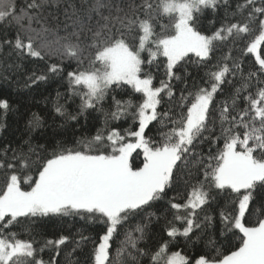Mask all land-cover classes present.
<instances>
[{
	"label": "snow or ice",
	"instance_id": "obj_1",
	"mask_svg": "<svg viewBox=\"0 0 264 264\" xmlns=\"http://www.w3.org/2000/svg\"><path fill=\"white\" fill-rule=\"evenodd\" d=\"M41 7L37 0L21 8L15 0H0V25L22 27L26 20L23 31L35 33L17 32L0 42V49L7 45L18 58L50 59L43 51L50 45L36 42L49 29L31 27L33 20L40 22V13L29 10ZM127 7L114 6L112 0H82L80 11L65 13L76 19L72 31L65 24V35L56 39L60 59L47 65V73L65 75L71 96L80 103L75 114L66 113L63 105L55 110L73 121L100 111L104 123L71 147L29 138L26 149L10 147L0 155V264H45L44 249L58 253L68 237L37 246L34 237L22 234L37 219L65 217L104 225L102 235L91 241L88 264H112L109 250L120 235L118 257L147 255L151 264H264V0L238 2L233 18L226 16L210 35L198 27L201 17L206 10L227 11L229 0H140ZM226 41L242 43L243 59L229 56L213 63V51ZM193 57L207 69L203 82L185 86L177 96L172 83L181 79L177 66ZM65 60L75 61L66 73ZM245 64L251 65L246 74ZM161 68L164 77L156 86L154 70ZM47 73L30 78L31 83L46 80ZM237 75L240 86L224 96ZM134 94H139L135 100ZM0 110L7 115V100H0ZM121 120L131 126H115ZM42 126L36 115L29 121L30 129ZM182 170L195 179H186L181 189L176 180ZM161 202L171 219L155 251L146 252L138 247L146 226L138 222L151 220ZM213 202L223 233L239 243L221 251L210 239L209 251L191 260L169 253V244L178 237L191 239L194 230L203 231L201 216L209 222L204 227L210 226ZM253 215L256 222L250 224ZM88 239L81 235L76 243Z\"/></svg>",
	"mask_w": 264,
	"mask_h": 264
},
{
	"label": "trees",
	"instance_id": "obj_2",
	"mask_svg": "<svg viewBox=\"0 0 264 264\" xmlns=\"http://www.w3.org/2000/svg\"><path fill=\"white\" fill-rule=\"evenodd\" d=\"M30 2L31 0H15L18 8L25 7ZM112 2L114 6L119 5L125 11H128V4L133 2L139 4L140 0H112ZM153 2L155 3L156 0H153ZM229 2L231 7L227 11L223 7L216 13H212L211 10L205 11L201 17L200 25H198L202 32L210 35L222 22H226V16L229 19L233 18L232 14L236 12V4L242 2V0H229ZM37 3L41 4L42 7L29 11L30 14L39 12L40 22L33 20L31 27L37 31L41 27L49 29L47 33H42L36 42L38 44L47 42L50 45L49 48L43 49L46 53H50V59L47 56L44 61L30 57L18 58L7 45L0 49V100H7L10 105V110L6 116L3 115V110H0V125H3L2 130H0V155L3 154L5 149L10 147L22 146L26 149L27 145L24 144V141L29 138L32 139L33 143L46 142L50 144L53 141H63L71 147L74 140L93 136L96 130L104 123L103 113L100 111L91 112V115L79 116L75 121L67 119L66 116L61 117L55 110L58 105H63L66 113L75 114L78 111L80 100L79 97L71 96L65 75L53 76L51 73H47V65L56 63L60 59L57 51L59 45L55 43L56 39L65 35V24L69 25L68 31H72L71 25L76 19L75 16L68 19L65 13L71 16L73 9L80 11L82 0H37ZM105 14H107V10H105ZM129 14L131 15V13ZM81 15H83L82 12ZM235 19H241V17L237 16ZM211 21H215V23L213 24ZM162 22L167 23V20L164 19ZM27 29L28 22L26 20L23 22L22 27L16 24L11 26L0 25V42L5 39H13L17 32L31 34L35 37V33H25L23 31ZM242 46L239 41L234 43L226 41L219 44L212 53L213 63L225 61L229 56L237 60L243 59L241 57ZM142 55H147V53ZM192 61L188 63L181 62L183 67L177 66L178 71L176 74L181 79L172 82L173 91L177 96L185 86L191 88L193 84H201L203 82L201 78L204 77L207 69L197 66L194 62L195 57L192 58ZM227 62L231 65L232 60H227ZM63 63L65 73L75 67V61L65 60ZM250 66V64L244 65L245 74ZM45 73L48 75L46 80L31 83V79H35V77ZM154 76V84L159 86L158 81L164 77L163 68L159 72L154 70ZM239 81V75L232 79L231 84L225 88L224 96L229 95L233 90V86L239 87ZM137 95L139 94H134L131 98L135 100ZM123 98L129 99L130 97L123 96ZM223 98L220 97V99ZM165 100H167V97H165ZM240 103L243 104L242 101ZM109 106L110 99L103 104L105 110H108ZM34 115L41 118L43 123L41 128L30 129L29 121L33 120ZM115 126H122L126 129L131 126V122L121 120ZM207 147V144L202 145L205 153L207 152ZM140 159H137V164L140 163ZM186 179H195V176L188 177L187 170H182L177 177L176 186L182 189ZM2 180L3 176H0V182ZM220 200H222V197L217 198V201ZM216 207L217 202H213L212 207L208 209V214L213 217L210 226L204 227L209 222L205 221L203 216H201L203 231L194 230L191 234V239L178 237L169 244V253L180 252L191 260V257L199 252L209 251L210 245L208 242L210 239L216 242L221 251L237 245L239 243L238 238L233 237L231 233H223V226L219 223V217L214 211ZM153 212L154 215L151 220L145 218L138 222L146 226L145 239L138 245L146 252L155 251L157 243L162 237H165V227L171 219V213L168 212L167 206L163 202L153 209ZM256 218V215H253L249 223L254 224ZM134 226L132 227L134 228ZM103 227V224L94 219L73 217L37 219L29 226L28 233L22 234V238L27 239L28 235H31L39 242L37 246H42L46 240H56L61 236H67L68 241L66 244L59 246L58 253L52 248L44 249L41 255L45 264H50V262H54V264H88L89 255L93 247L91 241L96 239L98 235H102L101 230ZM81 235L89 239L82 241L78 245L76 242L81 240ZM135 235L138 236L139 233H135ZM123 239V235L114 239L112 248L109 250L112 264H151L150 257L147 255L136 260L129 257L127 253L118 257L117 249Z\"/></svg>",
	"mask_w": 264,
	"mask_h": 264
}]
</instances>
